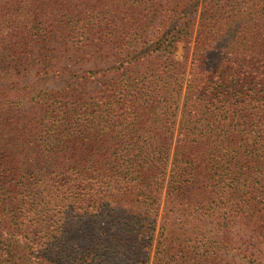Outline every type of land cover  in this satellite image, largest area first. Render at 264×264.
Returning a JSON list of instances; mask_svg holds the SVG:
<instances>
[{
	"label": "trees",
	"instance_id": "16d2710c",
	"mask_svg": "<svg viewBox=\"0 0 264 264\" xmlns=\"http://www.w3.org/2000/svg\"><path fill=\"white\" fill-rule=\"evenodd\" d=\"M0 71V110H32L0 114V264H149L154 221L122 200L164 191L180 228L152 264H231L185 230L215 202L264 235V0H0Z\"/></svg>",
	"mask_w": 264,
	"mask_h": 264
},
{
	"label": "rangeland",
	"instance_id": "374dc122",
	"mask_svg": "<svg viewBox=\"0 0 264 264\" xmlns=\"http://www.w3.org/2000/svg\"><path fill=\"white\" fill-rule=\"evenodd\" d=\"M3 48L1 56L3 55V58H5V51L7 50V44L5 40L2 41ZM192 50H193V44H187L185 42H178L176 44V51H175V58L178 62L182 63L184 67L186 68L187 75L191 71L192 66ZM5 80V81H4ZM0 90L4 93L7 91V86H9V78L7 77V74L0 71ZM46 87L48 88H54L55 90H60V85L58 83H49ZM45 88V87H44ZM60 88V89H59ZM186 96V87L183 88L182 94H181V102L179 106V118L181 114V109L183 106V101ZM9 96H4L3 94V101H2V107L0 110V114L2 117V121L9 120L8 116H13L15 113H25L26 115H31V101L29 98L25 99L24 104L21 105L17 110L9 109L6 105L7 99ZM10 111H8V109ZM178 129H175V133L177 134ZM60 174V175H59ZM62 174V175H61ZM59 176V178H66L68 175L67 171H59L55 173L54 176ZM105 189L102 184L95 185L94 191H92L90 194H92L93 200H101L106 194ZM79 194V193H78ZM84 196V193L81 194ZM71 197L69 192L67 191V188L62 189V202H64L62 205H58V203L55 201L53 205L57 206H63L68 201L65 200L67 198ZM72 198V197H71ZM89 197L90 202L88 204L91 205L92 200ZM159 199V198H158ZM158 201V211L157 212H149V213H143L141 211L142 205L138 202L136 205L133 203H128L129 201L122 200L123 208H131L137 210V212L140 214V218L142 220H148V222L154 221L155 228H154V235H153V246L151 249L150 254V261L149 264H152L154 262V259L156 257V245L157 241L159 239V236L162 232V226L166 222V220H173L176 222L174 218H179L181 213L178 212H172L169 207L166 208V202H165V191L163 192L161 198ZM225 202V201H224ZM215 204V205H214ZM212 206L210 204L208 205L211 210L201 212L202 209H206L205 207H202L200 212L195 213L194 211L197 210H191L189 212L193 213L190 218L186 221L187 227H185V230L188 232L194 233V235H190L192 237L195 236H206L207 239L211 242L213 247H217L216 251L218 255L220 256H226L228 260H231V264H264V235H257L251 229L247 224L240 218H237L235 215L231 213V211H227L228 205H220L222 203H214ZM134 207V208H133ZM217 209L218 211H212L213 209ZM212 213V214H211ZM176 214L174 216L169 215ZM66 219V218H65ZM58 221V220H57ZM68 219H66V222ZM175 226L172 228V232L178 230L180 228V225L178 222H176ZM191 238V237H190ZM212 264H222L219 260L213 259L210 261Z\"/></svg>",
	"mask_w": 264,
	"mask_h": 264
}]
</instances>
